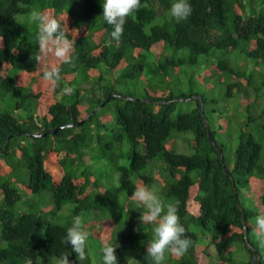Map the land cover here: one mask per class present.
I'll use <instances>...</instances> for the list:
<instances>
[{
    "label": "trees",
    "instance_id": "obj_1",
    "mask_svg": "<svg viewBox=\"0 0 264 264\" xmlns=\"http://www.w3.org/2000/svg\"><path fill=\"white\" fill-rule=\"evenodd\" d=\"M173 2L140 0L109 43L103 0H0V98L11 103L0 109V264L67 254L71 264H101L100 249L114 242L119 264H151L153 225L130 200L141 184L176 205L193 242L183 256L166 252L165 264H264L254 221L264 214L262 86L241 63L264 67V0H189L179 22ZM33 9L75 40L71 63L42 57ZM199 66L216 79L205 91ZM45 67L60 69L56 84L42 79ZM145 77L141 91L127 86ZM180 100L195 106L177 112ZM178 139L188 153L176 151ZM155 161L157 176L145 175ZM93 211L98 224L86 221ZM77 215L89 234L83 260L62 243Z\"/></svg>",
    "mask_w": 264,
    "mask_h": 264
},
{
    "label": "clouds",
    "instance_id": "obj_2",
    "mask_svg": "<svg viewBox=\"0 0 264 264\" xmlns=\"http://www.w3.org/2000/svg\"><path fill=\"white\" fill-rule=\"evenodd\" d=\"M139 5L140 0H103L102 13L99 17L112 28L109 43L112 40L119 41L124 31L126 18ZM169 11L171 17L179 22L191 15L192 8L189 0H174ZM30 15L32 23L37 28L36 41L42 57L46 59L51 54L64 64L71 63L75 40L66 36L60 21L36 9H33ZM37 59H41V57H37ZM60 78L59 68L45 67L43 69V80L56 84ZM67 91H71V89H67ZM197 96L195 95L193 100L197 99ZM130 200L146 209L139 216L140 222L153 225L151 229L153 236L145 252L146 259H149L151 264H165L166 252L177 257L183 256L187 252L193 242L186 235L185 226L180 222L175 204L165 205L153 190L143 184L132 191ZM254 221L257 239L264 245V214L256 215ZM88 235V232L83 229L82 218L77 215L73 217L71 227L66 230L62 243L68 245L71 251L83 260L86 257L85 245ZM119 247L120 245L116 242L105 244L100 249L101 264H119L115 254ZM25 264H31V261L26 259ZM57 264H71L68 254L59 257Z\"/></svg>",
    "mask_w": 264,
    "mask_h": 264
},
{
    "label": "rangeland",
    "instance_id": "obj_3",
    "mask_svg": "<svg viewBox=\"0 0 264 264\" xmlns=\"http://www.w3.org/2000/svg\"><path fill=\"white\" fill-rule=\"evenodd\" d=\"M244 62H241L242 65L244 66H250V69H252V66H254V68L252 69L254 74L256 75V83L258 84V86H262V90L259 91L258 95H259V100L261 101L260 103H258V107L256 106V112H257V115L258 114H261L262 111L261 110H264V67L261 66V65H254V62L252 60H244ZM204 63H201L200 65H203ZM200 67V66H199ZM192 70H194V68H190L188 69V72H193ZM196 70H200L199 73H196ZM208 70V71H207ZM194 73H195V81H196V84H197V90L198 91H205V88H207V84H210V83H213L215 82V80H211L212 78L209 76V73H210V70L209 68H207L206 66H203L200 67V69H195L194 70ZM183 77V76H182ZM226 79V78H224ZM152 79H150L149 77H145L144 79H142L141 81L139 82H128L127 83V86L131 89V91L133 92H138V91H141L142 89H144L145 87V84H147V82H150ZM182 83V82H181ZM180 83V84H181ZM176 84V83H175ZM176 86V85H175ZM177 89H182V87H178ZM187 90V88L185 89ZM215 91H218V88H216ZM252 99H254V95H252ZM233 100V99H232ZM187 100H180V102H178V107H177V112H187L189 110H191L194 106H195V103H192L191 105L189 103L186 102ZM233 103L230 102L229 104V108H231V104ZM7 104H9V107L7 106ZM10 101H9V96H7V94L0 98V109L3 110L5 108H10ZM221 105H224L227 107V103H222ZM245 106L243 108V112L245 114ZM238 114V113H236ZM113 117V115H111ZM260 123H257L258 125H264V120L262 121L260 119ZM256 126V125H255ZM188 136H190V134H187ZM186 136V135H185ZM175 148H176V151H178L179 153H188V151L186 150V144L185 142L182 140V139H178V140H175ZM233 161V160H231ZM160 166L159 162L155 161V162H151L149 164V167H148V170L145 172V175H152L153 177L154 176H157L158 174V167ZM98 167V165L96 166ZM110 173V171H108ZM152 190L157 194L159 193L158 191V186H156V184H153L152 185ZM159 198H161L159 196ZM65 209L62 210V214L65 215ZM61 214V212H60ZM122 214V212H120V215ZM100 217V215H98V212H92L90 214H88L87 216V219L86 221H93L95 219H98ZM122 221L120 222V225L122 226V228H125V225H126V222H125V217L123 218L122 217ZM96 224H98L99 222L98 221H94ZM98 229V231L100 232V234L102 235V237L104 236V232H103V228H101V225H97L96 227ZM212 253H213V249L210 248L209 249Z\"/></svg>",
    "mask_w": 264,
    "mask_h": 264
},
{
    "label": "water",
    "instance_id": "obj_4",
    "mask_svg": "<svg viewBox=\"0 0 264 264\" xmlns=\"http://www.w3.org/2000/svg\"><path fill=\"white\" fill-rule=\"evenodd\" d=\"M54 133H56V131H54ZM30 136H32V137H40V138H43V137H45V135L44 134H41V135H35V134H31Z\"/></svg>",
    "mask_w": 264,
    "mask_h": 264
}]
</instances>
